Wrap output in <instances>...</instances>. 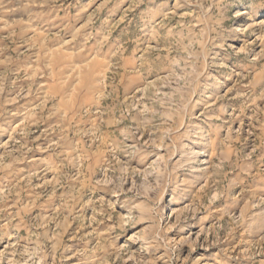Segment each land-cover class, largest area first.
<instances>
[{"label": "rangeland", "instance_id": "374dc122", "mask_svg": "<svg viewBox=\"0 0 264 264\" xmlns=\"http://www.w3.org/2000/svg\"><path fill=\"white\" fill-rule=\"evenodd\" d=\"M0 264H264V0H0Z\"/></svg>", "mask_w": 264, "mask_h": 264}]
</instances>
